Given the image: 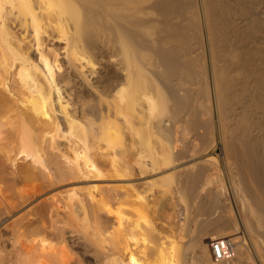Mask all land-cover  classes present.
I'll list each match as a JSON object with an SVG mask.
<instances>
[{
    "label": "bare ground",
    "instance_id": "6f19581e",
    "mask_svg": "<svg viewBox=\"0 0 264 264\" xmlns=\"http://www.w3.org/2000/svg\"><path fill=\"white\" fill-rule=\"evenodd\" d=\"M254 2L0 0V264H264V18ZM213 142L238 220L210 185L214 162L200 150ZM97 177L122 192L80 187ZM166 178L184 196L191 242L164 244L156 224L107 206ZM153 198L157 214L173 208L172 192ZM240 226L247 240H234ZM228 231L233 256L214 261L206 239Z\"/></svg>",
    "mask_w": 264,
    "mask_h": 264
},
{
    "label": "rangeland",
    "instance_id": "374dc122",
    "mask_svg": "<svg viewBox=\"0 0 264 264\" xmlns=\"http://www.w3.org/2000/svg\"><path fill=\"white\" fill-rule=\"evenodd\" d=\"M255 2H256V5L254 4L253 6L255 7H252L251 8V11H252V13H253V17L255 18V19H262V18H264V0H255ZM254 2V3H255ZM258 2H260V3H258ZM258 3V4H257ZM259 10V11H258ZM255 11V12H254ZM255 13V14H254ZM257 13V14H256ZM259 13V14H258ZM261 15V16H260ZM251 16V18H253ZM258 18H257V17ZM262 17V18H261ZM249 18H250V16H249ZM237 19L238 20H241L240 22H243V21H245V20H247L248 18H244L243 19V16L241 17V16H239V17H237ZM237 20V21H238ZM239 22V21H238ZM205 116H203V115H200V118H204ZM215 138H216V136H215ZM217 141V140H216ZM215 142V141H214ZM212 143V145L211 144H207L206 143V146L208 145V147H206L205 149H204V151H203V149L202 150H200V151H202L201 153L202 154H204L203 156H202V159H207L208 157V159H210L211 161H209V165L212 163V162H214L212 165V167H211V170H210V173L212 172V174H209V176L208 177H211L212 179H210L211 181L210 182H212V183H210V185L212 186V185H221L222 187H221V189H222V191L223 192H226V194H228V196H229V198H230V201H231V206H232V208H231V214H233L234 215V217L238 220V215L236 214V209H235V206H234V204L232 203V199H233V195H234V192H235V190H234V188H233V184H231V182L229 181V180H231L232 181V178L230 179V170H229V174H227L228 173V170L226 169L225 170V168L227 167L228 168V165H224L226 162H227V160H225V158H224V156H222V152H221V147H220V145L218 144V143ZM209 143V142H208ZM215 145V146H214ZM119 148H121L120 146H118ZM119 148H117V149H119ZM124 148V147H123ZM203 148H204V146H203ZM123 151H121V153H122ZM126 152H128V150L126 151V149H125V151H124V156H122V154L120 155L121 157H126L127 156V154L128 153H126ZM126 153V154H125ZM222 157V158H221ZM224 158V159H223ZM213 159V160H212ZM225 161V163L223 164V162ZM228 160H230V159H228ZM231 161V160H230ZM17 162H21V161H17ZM211 162V163H210ZM216 163V164H215ZM226 164H228V162L226 163ZM218 166V167H217ZM213 168L215 169V170H213ZM214 173V174H213ZM228 175V176H227ZM232 176V175H231ZM173 178V177H172ZM172 178H170V179H163V180H160V181H158V182H154V183H151V184H149L148 186L146 185V186H144V188H146V189H144L145 191H143V188L141 187V188H139L140 189V191H139V193L137 194V197H136V195L134 196L135 197V199H133V203H132V201L130 200V203H132L133 204V206L130 204H127L128 202H123V203H119V200L118 201H116L115 200V198L114 199H111L108 203H107V206H109L108 208L110 209V211H114V212H116L117 210H119V211H121V213H122V216L123 217H125V218H123V219H125V220H127L129 217H130V219H137V221L142 225L143 224V226L145 225V226H149L150 224H156V226L158 227V229H159V234H160V236L162 237V240L165 242L164 244H166V243H168L169 241L171 242V241H174L173 239H175V240H180V238H182V232L183 231H185V228H187V225H188V222L187 221H184L185 220V218H186V216L185 215H187V213H186V211H184L185 209H184V200L182 199V197H184L183 195H181L182 197H180V195L179 194H175V193H173V189H174V186H175V182H174V179H172ZM237 178V177H236ZM91 179H96V180H94L93 182L92 181H90V182H83L82 184H80V187H87L88 185H96V187L98 188V189H102V191H107L108 193H112V190L110 189L111 187H115V188H117L118 189V185H123V184H125V183H123V182H120V181H117V180H110L109 178H107V177H97V178H91ZM117 179V178H116ZM234 179V178H233ZM217 180V182H215V181ZM88 181V180H87ZM215 182V184H214V182ZM173 182V183H172ZM117 185V186H116ZM209 185V186H210ZM210 186V187H211ZM151 188V189H150ZM233 190H232V189ZM110 189V190H109ZM116 189V190H117ZM115 190V191H116ZM120 190H122V189H120ZM168 190V191H167ZM165 192L166 194H169V193H171L172 192V195H173V203H172V206H173V208L172 207H165L164 208V210L162 209V213H161V210H160V213L161 214H163V215H161L160 216V213H158L157 214V211H154L152 208H151V200H152V198L158 193V192ZM233 191V192H232ZM83 192H85V190H83ZM117 192H122V191H119V189H118V191ZM142 192V193H141ZM175 194V195H174ZM138 195H140V196H138ZM84 196H85V206L86 207H89V204H91L92 203V201H90L89 199H87L88 197H87V194L86 193H84ZM98 197H99V194H96V199L95 200H97L98 199ZM117 197V196H116ZM133 197V198H134ZM118 198H120V197H118ZM137 198V199H136ZM132 199V198H131ZM154 199V198H153ZM181 199V200H180ZM121 202V201H120ZM125 203V204H124ZM150 207H149V206ZM134 207H139V208H141V209H139L138 211H139V213H136L135 212V209H134ZM105 208H107L106 207V205H105ZM121 210H120V209ZM117 209V210H116ZM164 212V213H163ZM120 213V214H121ZM165 213H167V214H165ZM136 214H138V215H136ZM156 215H158V216H156ZM165 216V217H164ZM166 216H167V218H166ZM128 217V218H127ZM131 217H134V218H131ZM139 218V219H138ZM164 219V220H163ZM166 219H167V221H166ZM172 220V221H171ZM112 221V219H110V217H107V222H111ZM171 221V223H169ZM166 222V223H165ZM187 222V223H186ZM185 223V224H184ZM238 224H239V222H238ZM184 225V226H183ZM239 233L237 232V233H235V235H236V237L234 238V240H239L240 238H242V236H243V238L245 239V240H247V238H246V234H245V232H243L244 230H243V227L242 226H240L239 227ZM229 232V233H228ZM228 232H226L227 234H228V236H226V238H232V237H234L233 235H234V232L232 231V233H230L231 231H228ZM243 233V234H242ZM190 234H191V232H190ZM193 234V233H192ZM191 234V235H192ZM233 234V235H232ZM245 235V236H244ZM188 238H190V240H191V237H190V235H186V236H184L183 238H182V241L183 242H186L187 243V241L188 242H191L190 240H188ZM207 241H206V244L209 246L208 247V249H209V254H210V257L212 256V254H211V249H210V239L208 238V239H206ZM154 240H152V238H147V240L145 241L146 242V244L148 245V246H152L153 245V242ZM169 242V243H170ZM168 245V244H167ZM191 247H194V246H191ZM190 250L191 251H193V249H191L190 248ZM212 259H214L213 257H211ZM210 258V259H211ZM211 259V260H212ZM194 261V262H193ZM191 260V264L193 263V264H206L207 262L206 261H204V262H202V261H198L197 260V262H196V260ZM214 261H216V260H214ZM196 262V263H195ZM206 262V263H205ZM208 264V263H207Z\"/></svg>",
    "mask_w": 264,
    "mask_h": 264
},
{
    "label": "built area",
    "instance_id": "2783aa9c",
    "mask_svg": "<svg viewBox=\"0 0 264 264\" xmlns=\"http://www.w3.org/2000/svg\"><path fill=\"white\" fill-rule=\"evenodd\" d=\"M210 249L215 260H228L233 256L232 244L226 237L210 241Z\"/></svg>",
    "mask_w": 264,
    "mask_h": 264
}]
</instances>
